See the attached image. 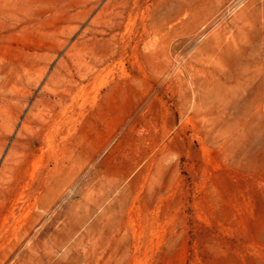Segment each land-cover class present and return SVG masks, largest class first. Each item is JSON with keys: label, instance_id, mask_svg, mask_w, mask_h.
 Listing matches in <instances>:
<instances>
[{"label": "rangeland", "instance_id": "1", "mask_svg": "<svg viewBox=\"0 0 264 264\" xmlns=\"http://www.w3.org/2000/svg\"><path fill=\"white\" fill-rule=\"evenodd\" d=\"M0 264H264V0H0Z\"/></svg>", "mask_w": 264, "mask_h": 264}]
</instances>
